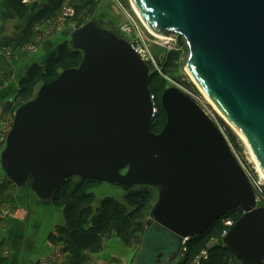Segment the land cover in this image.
Returning a JSON list of instances; mask_svg holds the SVG:
<instances>
[{"label": "water", "instance_id": "water-1", "mask_svg": "<svg viewBox=\"0 0 264 264\" xmlns=\"http://www.w3.org/2000/svg\"><path fill=\"white\" fill-rule=\"evenodd\" d=\"M131 1L152 33L184 39L189 75L264 174V0ZM68 42L82 62L16 110L0 154L7 181L50 205L69 177L118 193L160 189L134 264H171L190 238L240 209L222 244L238 264H264V207L217 126L171 87L160 97L166 123L152 133L148 64L94 20Z\"/></svg>", "mask_w": 264, "mask_h": 264}, {"label": "trees", "instance_id": "trees-1", "mask_svg": "<svg viewBox=\"0 0 264 264\" xmlns=\"http://www.w3.org/2000/svg\"><path fill=\"white\" fill-rule=\"evenodd\" d=\"M24 0H5L9 17L23 20L28 14L27 24L20 37L9 39L7 45L19 49L30 44L37 25H43L61 9L65 0H47L39 6H26ZM97 6V0H88L75 7L73 19L78 17V26H82L83 18L91 15ZM121 37V36H120ZM82 62V54L74 51L69 42L60 43L51 52L43 65H29L25 74L17 84L16 99L21 102L30 101L39 86L53 82L61 72L78 68ZM173 62L171 57L166 67ZM150 95L154 97L157 115L151 124V132L158 134L166 123V115L160 105V97L166 89L165 82L152 74L148 81ZM228 143L238 153L241 149L230 131H227ZM9 186H13L6 179ZM105 185L96 180L69 177L55 193L51 202L53 208L62 213L63 224L55 228L51 241L62 245V251L68 254L66 264H88L93 255L102 252L105 241L113 236L125 247H140L146 229L145 220L152 202L149 187L134 188L123 191L121 198H114L107 193L98 204L95 191ZM106 192V191H105ZM260 207H264V189L260 198ZM243 216L240 209L230 211L214 222L202 235L190 238L184 245L181 257L171 264H230L233 257L222 244L221 236L225 230L226 220L236 223Z\"/></svg>", "mask_w": 264, "mask_h": 264}, {"label": "rangeland", "instance_id": "rangeland-1", "mask_svg": "<svg viewBox=\"0 0 264 264\" xmlns=\"http://www.w3.org/2000/svg\"><path fill=\"white\" fill-rule=\"evenodd\" d=\"M84 1L86 0H65L61 9L54 17L43 25L38 26V30H35L30 44L24 48H13L11 50V48H9L11 45H7V43H9L8 40L3 39L0 35L1 63L9 57L14 59L19 57L20 59V63L14 73L5 74L3 76L0 70V92L4 87H8L10 81L15 82L17 87L18 81L25 74L27 68L26 64L37 63L43 65L47 56L53 52L60 43L69 41L70 33L77 29L78 20H80L79 17L76 20L73 19L75 7L83 5L85 3ZM8 20H10V17L7 13L3 20L4 25ZM15 20L16 19L12 20L11 32L7 34L9 37L13 38L17 37L16 34H20L18 30L24 26L23 22L17 23ZM82 20L84 24L91 20L96 21L101 30L111 33L116 38H120L119 29L122 24H134L143 37L142 43L155 57L156 63L155 65L150 66V74H157L158 77L165 82L166 89L175 87L185 93L189 92L199 98L203 97L200 88L190 78L186 69L188 47L185 45L184 39L177 37L178 49L171 51H169L167 47H162L157 43L155 44V38L149 34L137 19L128 0H97V6L94 12L86 18L84 17ZM41 45L43 46V49L40 48ZM169 57H171L173 62L166 67V61ZM16 87L14 89H16ZM40 87L41 86L37 88V91ZM10 93L11 91H9L7 95ZM4 94V92H1L0 94V154L5 147L6 137L11 130L16 110L20 106L29 102H21L19 99H12V97L5 99ZM216 115L219 118V122L227 140L229 139L226 134L227 131H230L241 149V152L238 153L234 148H231L234 158L239 165L240 163L242 164L246 171H249L250 174L251 172L253 173L251 176L253 177L254 182L256 184L259 182L260 185H262V189H264V185L254 169V164L251 161L243 141L237 132H235L224 119L218 116V114ZM251 186L255 188L254 184ZM102 189L103 187L95 191L97 204L107 196V193L118 199L123 195L122 193H118L117 190H114V188L111 190H105L107 193ZM149 189L152 194V202L149 207L150 212L157 203L160 189ZM30 202L34 205H32V203L30 204ZM44 205V203L38 202L33 194H31L26 188L18 190L15 186L7 185L6 177L0 166V264H66L68 262V256L62 251V245H57L50 239L51 236L56 233L55 228L63 224L62 213L60 210L49 213V215L51 214V218L47 221L48 224L46 222L45 224H42L44 228L41 229V233H38L39 221L43 222L41 219L43 211H40V207H43ZM46 205L45 208L48 207V204ZM19 219L22 220L23 224H21V221L18 222ZM144 222L146 225L145 227L147 228L151 223L149 213ZM48 225L51 226V231L49 233L47 229ZM23 227L26 228L25 233ZM27 228L32 232V241L31 243L29 242V244L27 240H29L30 237L26 234L28 231ZM36 232L38 234H36ZM35 234L39 235L40 239H38ZM43 241L48 243V248H53L50 255L48 254V251H43L44 247H41L40 245L43 244ZM109 243L110 242L107 240L106 244ZM126 249L128 250V248ZM131 249H134L135 252L139 250V247L130 248L129 250ZM41 252L43 254L45 253L44 256ZM181 254L182 252H180L176 259H179ZM88 264H92L91 261Z\"/></svg>", "mask_w": 264, "mask_h": 264}, {"label": "crops", "instance_id": "crops-1", "mask_svg": "<svg viewBox=\"0 0 264 264\" xmlns=\"http://www.w3.org/2000/svg\"><path fill=\"white\" fill-rule=\"evenodd\" d=\"M86 1H88V0H86ZM86 1H84V2H86ZM35 2H37V3H35ZM46 2H47V0H42V4H41V0H27V3H25V4L23 3V4L26 5V6H32L33 4H37L39 6H43V5L46 4ZM7 13H8V9H7L5 0H0V35H1V37L3 39L9 40V39H12L13 38V37H9V35H7V34H9L11 32V28H12L11 23H12V20H14V19H11L10 18V20H8V22L6 21V24L4 25L3 20H4V18H5V16H6ZM29 17H30V14H28L23 20H20V21L19 20H15L17 23L18 22L19 23L20 22H23L24 23V26L21 27L18 30L20 34H16V36H17L16 38L20 37V35L22 33V30L25 27V25L27 24V21H28V18ZM38 26H41V25H37L34 28V33H35V30H38ZM26 46H28V45H25L24 47H26ZM24 47H22V48H24ZM9 48H11V50L13 49L12 46L9 47ZM40 48L43 49V46L41 45ZM42 49H40V50H42ZM8 50H10V49H8ZM19 63H20L19 57H16L15 59L9 57V58L5 59V61H3L2 63L0 61L1 74L4 76L5 74L7 75V74H10V73H14L16 71V68L18 67ZM28 65H29V63L26 64V67H28ZM15 87H16V83L13 82V81H10L8 87H4L2 89L1 92H4L5 93L4 94L5 95V97H4L5 99H8L10 97H12V99H13V98L16 97L17 87H16V89H14ZM9 91H11V93L9 95H7V93ZM1 92H0V94H1ZM31 203L32 202H30V204ZM44 204L46 205L48 203H44ZM32 205H34V204L32 203ZM45 205L43 207H40V211H43L42 216H41V219H42V221L44 223L38 220L39 223H40L39 226H38V229H39L38 233L39 232L41 233V229L44 228L42 224H45V222L47 223V221L50 220V218H51L50 215L51 214L49 215V213H51V212L53 213V212H57L58 211L57 209L53 208L50 204H48V207H46V208H45ZM20 221H21V224H23V222H22L21 219L18 220V222H20ZM36 228H37V225H36ZM50 228H51V226L48 225L47 226L48 233L51 231ZM25 229L26 228L23 227L24 233H25ZM38 233L36 232V234H38ZM26 234H28V236L30 237V239L27 240L28 241V244H29V242L31 243V241H32V236H31L32 232H31V230L28 229V231H27ZM36 236H37L38 239H40L39 238V235H36ZM34 239H35V237H34ZM40 242H41V240H40ZM45 242L43 241V244H40V245H41V247H44L43 248L44 249L43 251L44 252L45 251H48V254L50 255V253H52V249L53 248H48V243H45ZM108 242H110V243L109 244H106V241H105L104 246H103V250H102L101 253H99L97 255H93L91 257V263L92 264H134V257H135V254L137 253V251L134 252V249H131V250L128 249L127 250L115 238V236H113L111 239H109ZM44 254H43V256H44ZM65 255L68 256V254H65ZM68 259H69V256H68ZM177 260L178 259H175L174 262H176ZM230 264H238V263L236 261H233L232 260L230 262Z\"/></svg>", "mask_w": 264, "mask_h": 264}, {"label": "built area", "instance_id": "built-area-1", "mask_svg": "<svg viewBox=\"0 0 264 264\" xmlns=\"http://www.w3.org/2000/svg\"><path fill=\"white\" fill-rule=\"evenodd\" d=\"M24 4L27 3V0L23 2ZM120 36L122 39H124L135 51V53L140 57L142 61L148 64L149 68L151 65H155V57L152 55L151 51L145 47V45L142 43L143 37L137 27L134 24L131 23H124L120 26L119 29ZM177 37L175 36L176 40L173 38H168L167 40H161V39H154V43L161 45L162 47H167L169 51L178 49L177 44ZM185 42V41H184ZM186 45V43H185ZM187 46V45H186ZM168 51V52H169ZM183 92V91H182ZM185 93V92H184ZM188 95L197 105L198 107L203 111V113L217 126V128L223 133L225 136V133L221 127V124L219 122V118L217 117V112L212 108V106L204 99V97H197L195 95L190 94L189 92L185 93ZM203 96V95H202ZM151 104H152V112H151V118L152 121L155 119L157 115V109L154 104V97L151 96ZM216 112V113H215ZM219 116V115H218ZM226 137V136H225ZM227 139V138H226ZM231 147V146H230ZM232 148V147H231ZM241 168L243 169L244 174L246 175L249 183L252 185H255L254 194H255V200H256V206L260 207V198L262 195V185L258 182L257 184L254 182L253 177L249 173V171H246L245 168L240 163ZM256 178V177H255ZM261 181V180H260ZM225 226V230L222 233L221 240L227 236L228 232L232 229L235 223L231 220H226L223 222ZM185 250L182 248L181 252L183 253Z\"/></svg>", "mask_w": 264, "mask_h": 264}, {"label": "bare ground", "instance_id": "bare-ground-1", "mask_svg": "<svg viewBox=\"0 0 264 264\" xmlns=\"http://www.w3.org/2000/svg\"><path fill=\"white\" fill-rule=\"evenodd\" d=\"M129 1V3H130V6H131V8H132V10H133V12H134V14L136 15V17H137V19L141 22V24L143 25V27L149 32V34L151 35V36H153V37H155L156 39H161V40H167V37H163V36H159V35H156V34H154V33H152L146 26H145V24H144V22L142 21V19H141V16L139 15V13L137 12V10L135 9V7H134V5H133V3H132V1L131 0H128ZM188 72V71H187ZM189 74V73H188ZM190 78L192 79V77L190 76ZM193 80V79H192ZM194 81V80H193ZM201 90V89H200ZM202 92V93H201ZM201 94L203 95V97H204V99L212 106V108L217 112V114L222 118V119H224L226 122H227V124L229 125V126H231V124L227 121V119L223 116V114L213 105V103L209 100V98L203 93V91L201 90ZM232 127V126H231ZM232 129L235 131V132H237L233 127H232ZM237 134L239 135V137L241 138V140L243 141V143H244V146H245V148H246V150H247V152H248V154H249V156H250V158H251V161L253 162V164H254V169H255V171H256V173L258 174V176H259V179L261 180V182H262V184L264 185V174H263V172H262V170H261V168H260V166L258 165V163H257V161H256V159H255V157H254V155H253V153H252V151H251V149L249 148V146L247 145V143L245 142V140L241 137V135L237 132Z\"/></svg>", "mask_w": 264, "mask_h": 264}, {"label": "flooded vegetation", "instance_id": "flooded-vegetation-1", "mask_svg": "<svg viewBox=\"0 0 264 264\" xmlns=\"http://www.w3.org/2000/svg\"><path fill=\"white\" fill-rule=\"evenodd\" d=\"M113 187H111V186H105V187H103V191H105V190H111ZM114 190H115V188H114Z\"/></svg>", "mask_w": 264, "mask_h": 264}]
</instances>
